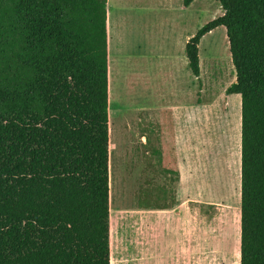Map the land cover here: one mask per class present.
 Here are the masks:
<instances>
[{
    "label": "trees",
    "instance_id": "1",
    "mask_svg": "<svg viewBox=\"0 0 264 264\" xmlns=\"http://www.w3.org/2000/svg\"><path fill=\"white\" fill-rule=\"evenodd\" d=\"M195 0H184L187 8ZM241 113V260L264 264V0H217ZM108 0H0V264H111Z\"/></svg>",
    "mask_w": 264,
    "mask_h": 264
},
{
    "label": "rangeland",
    "instance_id": "2",
    "mask_svg": "<svg viewBox=\"0 0 264 264\" xmlns=\"http://www.w3.org/2000/svg\"><path fill=\"white\" fill-rule=\"evenodd\" d=\"M159 1L109 0L114 7L109 31L110 104L116 112L111 137L112 206L116 198V207L174 201L173 182L166 180V168L174 167V159L169 152L165 158L161 117L150 116L165 109L172 98L165 86L172 90L171 86L178 89L175 104L195 103L200 111L199 153L208 161L209 175L193 181L194 192H199L201 205L224 208L212 215H224L227 231L237 234L241 228L242 101L238 95L226 94L236 81V70L225 27L206 35L199 46L198 82L188 66H180L186 56L184 43L222 16L223 10L217 0H195L187 8L184 0ZM139 135L146 136L148 143H142Z\"/></svg>",
    "mask_w": 264,
    "mask_h": 264
},
{
    "label": "crops",
    "instance_id": "3",
    "mask_svg": "<svg viewBox=\"0 0 264 264\" xmlns=\"http://www.w3.org/2000/svg\"><path fill=\"white\" fill-rule=\"evenodd\" d=\"M107 10L109 35L114 10L109 0ZM188 40L184 43L185 48ZM180 63L184 68L189 67L187 56L181 58ZM112 68L111 62V75ZM111 88L113 95L114 85ZM165 88L172 98L167 100L160 114L150 116L161 117L165 158L169 152L174 159V167L166 168V180L173 182L170 189L174 192V201L165 205L116 207V198L114 207L111 205V264H240L241 228L232 235L230 228L227 231L224 215H212L224 208L201 205L199 192H194L193 181L207 179L209 175L208 161L199 153L201 121L198 104H175L173 99L178 95V89ZM114 119L116 112L111 105L112 137L115 134ZM136 137H140L142 143H148L146 136ZM201 160L203 168H200Z\"/></svg>",
    "mask_w": 264,
    "mask_h": 264
},
{
    "label": "bare ground",
    "instance_id": "4",
    "mask_svg": "<svg viewBox=\"0 0 264 264\" xmlns=\"http://www.w3.org/2000/svg\"><path fill=\"white\" fill-rule=\"evenodd\" d=\"M111 81H112V80H111ZM111 89H112V88H111ZM114 91H115V90H114ZM113 95H114V94H113ZM113 95H112V96H113ZM111 137H112V136H111ZM111 144H112V143H111ZM112 148H113V147H112Z\"/></svg>",
    "mask_w": 264,
    "mask_h": 264
}]
</instances>
